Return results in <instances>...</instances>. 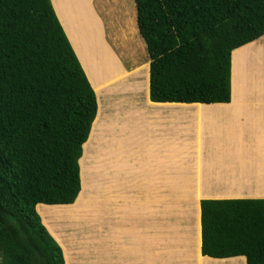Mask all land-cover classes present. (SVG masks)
Returning <instances> with one entry per match:
<instances>
[{"label":"crops","instance_id":"0c3cea01","mask_svg":"<svg viewBox=\"0 0 264 264\" xmlns=\"http://www.w3.org/2000/svg\"><path fill=\"white\" fill-rule=\"evenodd\" d=\"M50 1L97 101L79 195L35 207L64 264H246L201 254L200 202L264 199V70L251 65L264 36L232 52L228 103H156L148 54L137 62L126 46L139 34L136 13L108 34L110 5Z\"/></svg>","mask_w":264,"mask_h":264},{"label":"trees","instance_id":"16d2710c","mask_svg":"<svg viewBox=\"0 0 264 264\" xmlns=\"http://www.w3.org/2000/svg\"><path fill=\"white\" fill-rule=\"evenodd\" d=\"M156 103H228L264 0H133ZM97 101L50 0H0V264H64L37 204L70 205ZM201 254L264 264V199L202 200Z\"/></svg>","mask_w":264,"mask_h":264},{"label":"rangeland","instance_id":"374dc122","mask_svg":"<svg viewBox=\"0 0 264 264\" xmlns=\"http://www.w3.org/2000/svg\"><path fill=\"white\" fill-rule=\"evenodd\" d=\"M97 2V7L101 8H109L111 6V9L112 12L109 14V18L111 20V22L109 24H107V31H108V34H112L114 33V31L116 30V25H117V28L120 29L122 28L120 26V22L127 19L128 17H131L133 19L134 17V20H135V13H136V10H135V5H134V1L133 0H96ZM102 3H103V6H102ZM78 6H80V4H77ZM110 5V6H109ZM81 7V6H80ZM105 8V9H106ZM116 20V21H115ZM119 21V22H118ZM264 36V35H263ZM110 38H113L112 35L110 36ZM261 38V37H260ZM263 38V37H262ZM253 43V42H252ZM259 43V44H258ZM254 44L257 46L259 45L260 47L264 44V39L260 40L259 42H254ZM127 48H129L132 52V55L134 54V58L137 60V62H140V61H143L147 58V52H146V48H145V45H144V42L142 41V39L140 38L139 34L138 33H135L130 40L127 41ZM128 56V57H125V62L127 64H130L131 61L133 60L132 57L133 56ZM254 56H262V58L264 59V49H260L258 54H252V57ZM251 65L256 67V66H262V69L264 70V60H262V62L260 64H257L256 65L254 64V62H251ZM141 74H144V72H141ZM91 162V171H92V168H93V163L92 161ZM89 162H87L86 165H88ZM91 175L87 174V177H90ZM84 177V176H83ZM91 182V180H89ZM88 182V181H87ZM89 193H92L91 191H88ZM93 220V219H92ZM91 220V221H92ZM66 222H70V221H67ZM42 223V222H41ZM66 223V224H68ZM72 227L73 225L72 224H75V229L73 230L75 233H79L80 231H82L83 229H80V223H77V222H70ZM58 226L61 227L62 223L61 222H57ZM55 225V221L52 223V226H56ZM88 226L86 227L84 225V230H88V231H93V225L94 223H88L87 224ZM43 226L45 227V225L43 224ZM104 229H105V226L103 225ZM46 228V227H45ZM48 231V229H46ZM49 232V231H48ZM50 234V232H49ZM51 235V234H50ZM51 237L53 238V236L51 235ZM54 239V238H53ZM55 241V239H54ZM57 243V241H55ZM58 244V243H57ZM59 245V244H58Z\"/></svg>","mask_w":264,"mask_h":264},{"label":"bare ground","instance_id":"6f19581e","mask_svg":"<svg viewBox=\"0 0 264 264\" xmlns=\"http://www.w3.org/2000/svg\"><path fill=\"white\" fill-rule=\"evenodd\" d=\"M259 44V43H258ZM255 48H258L256 49V52L255 54H258L259 50L260 49H264V44L260 47L259 45H257ZM254 52V51H253ZM239 54L238 53H235V56H238ZM241 58V57H240ZM240 58L238 59L237 57L234 58V63L236 64V62L238 63ZM262 60H264L262 58V56H254V58L252 59V62H254V64L256 65L257 64H260L262 62ZM84 159V157H83ZM84 170L86 171V166H83ZM83 186L85 187L86 186V182H85V176L83 177Z\"/></svg>","mask_w":264,"mask_h":264}]
</instances>
